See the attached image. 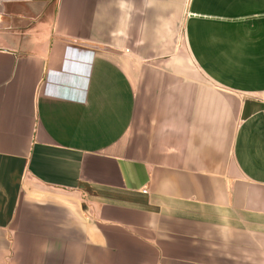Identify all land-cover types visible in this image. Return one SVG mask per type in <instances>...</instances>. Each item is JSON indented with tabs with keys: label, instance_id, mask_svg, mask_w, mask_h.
I'll list each match as a JSON object with an SVG mask.
<instances>
[{
	"label": "crops",
	"instance_id": "obj_1",
	"mask_svg": "<svg viewBox=\"0 0 264 264\" xmlns=\"http://www.w3.org/2000/svg\"><path fill=\"white\" fill-rule=\"evenodd\" d=\"M0 264H264V0H0Z\"/></svg>",
	"mask_w": 264,
	"mask_h": 264
}]
</instances>
